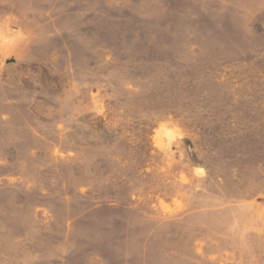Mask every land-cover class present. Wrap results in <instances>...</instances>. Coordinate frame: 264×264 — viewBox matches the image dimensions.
Segmentation results:
<instances>
[{
    "label": "rangeland",
    "instance_id": "rangeland-1",
    "mask_svg": "<svg viewBox=\"0 0 264 264\" xmlns=\"http://www.w3.org/2000/svg\"><path fill=\"white\" fill-rule=\"evenodd\" d=\"M0 264H264V0H0Z\"/></svg>",
    "mask_w": 264,
    "mask_h": 264
}]
</instances>
